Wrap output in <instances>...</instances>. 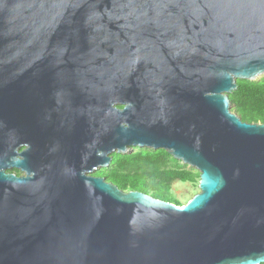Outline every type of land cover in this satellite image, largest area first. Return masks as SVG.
Here are the masks:
<instances>
[{
  "label": "water",
  "instance_id": "obj_1",
  "mask_svg": "<svg viewBox=\"0 0 264 264\" xmlns=\"http://www.w3.org/2000/svg\"><path fill=\"white\" fill-rule=\"evenodd\" d=\"M262 73L264 0H0V264L263 262L264 122L229 97ZM134 146L198 191L92 173Z\"/></svg>",
  "mask_w": 264,
  "mask_h": 264
},
{
  "label": "trees",
  "instance_id": "obj_2",
  "mask_svg": "<svg viewBox=\"0 0 264 264\" xmlns=\"http://www.w3.org/2000/svg\"><path fill=\"white\" fill-rule=\"evenodd\" d=\"M229 97L231 110L242 120L264 122V76L237 78ZM110 155L109 166L99 167L92 173L103 176L123 190H140L181 204V199L171 191L172 182L180 180L196 184L198 181L195 168L174 158L164 148L134 146L129 152L113 151Z\"/></svg>",
  "mask_w": 264,
  "mask_h": 264
},
{
  "label": "rangeland",
  "instance_id": "obj_3",
  "mask_svg": "<svg viewBox=\"0 0 264 264\" xmlns=\"http://www.w3.org/2000/svg\"><path fill=\"white\" fill-rule=\"evenodd\" d=\"M260 76H264V73L258 75V77ZM171 191L179 197L182 202H185L192 194L198 191V187L197 183L193 184L189 181L175 180L171 184Z\"/></svg>",
  "mask_w": 264,
  "mask_h": 264
},
{
  "label": "flooded vegetation",
  "instance_id": "obj_4",
  "mask_svg": "<svg viewBox=\"0 0 264 264\" xmlns=\"http://www.w3.org/2000/svg\"><path fill=\"white\" fill-rule=\"evenodd\" d=\"M12 169V170H11ZM9 170L11 171H15L17 174H21V171L19 169H16V168H11ZM96 170V169H95Z\"/></svg>",
  "mask_w": 264,
  "mask_h": 264
}]
</instances>
